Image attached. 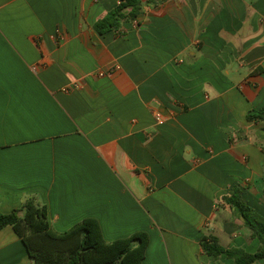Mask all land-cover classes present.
<instances>
[{
	"label": "crops",
	"instance_id": "obj_1",
	"mask_svg": "<svg viewBox=\"0 0 264 264\" xmlns=\"http://www.w3.org/2000/svg\"><path fill=\"white\" fill-rule=\"evenodd\" d=\"M119 3L0 0V212L34 199L56 233L89 218L108 243L147 233L143 264H234L201 241L260 245L223 198L238 186L264 217L247 121L264 107V0H143L99 35ZM0 264H34L12 227Z\"/></svg>",
	"mask_w": 264,
	"mask_h": 264
},
{
	"label": "trees",
	"instance_id": "obj_2",
	"mask_svg": "<svg viewBox=\"0 0 264 264\" xmlns=\"http://www.w3.org/2000/svg\"><path fill=\"white\" fill-rule=\"evenodd\" d=\"M142 2L120 0L116 8L96 22L94 29L99 35L119 31L123 22L138 18ZM247 121L261 123L264 132V107L251 110ZM223 202L243 220L251 231V238L259 241V248L255 253L242 248H225L215 236L208 235L201 241L205 253L214 259L225 255L234 264H256L263 260L264 217L243 200L242 189L238 186L233 188L231 196L223 198ZM7 227H12L21 239L34 264H143L149 246V235L145 232L108 243L99 222L93 218L85 219L65 233H56L50 227L47 207L34 199L27 200L20 209L9 214L0 212V231Z\"/></svg>",
	"mask_w": 264,
	"mask_h": 264
},
{
	"label": "built area",
	"instance_id": "obj_3",
	"mask_svg": "<svg viewBox=\"0 0 264 264\" xmlns=\"http://www.w3.org/2000/svg\"><path fill=\"white\" fill-rule=\"evenodd\" d=\"M105 74H106L105 72H100V73H99V76H100V77H104Z\"/></svg>",
	"mask_w": 264,
	"mask_h": 264
}]
</instances>
